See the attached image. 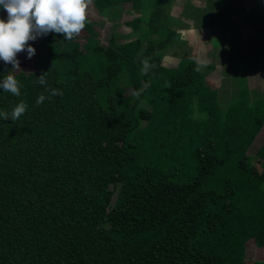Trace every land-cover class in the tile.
<instances>
[{
	"label": "trees",
	"instance_id": "16d2710c",
	"mask_svg": "<svg viewBox=\"0 0 264 264\" xmlns=\"http://www.w3.org/2000/svg\"><path fill=\"white\" fill-rule=\"evenodd\" d=\"M164 1L92 0L131 6L128 40L101 45L87 19L72 40L38 37L21 96L0 89V111L28 105L0 119V264H264L246 257L264 247V139L248 153L264 90L240 76L224 105L214 65L166 66L179 32ZM11 70L0 60V78ZM46 88L63 95L36 106Z\"/></svg>",
	"mask_w": 264,
	"mask_h": 264
},
{
	"label": "rangeland",
	"instance_id": "374dc122",
	"mask_svg": "<svg viewBox=\"0 0 264 264\" xmlns=\"http://www.w3.org/2000/svg\"><path fill=\"white\" fill-rule=\"evenodd\" d=\"M231 2L232 0H225V3L224 0L164 1V6L175 19L171 26L179 32V36L168 49L163 63L172 67L182 58H191L206 62L201 67L203 70L209 65H214L208 78L218 89L224 105H227L238 91L240 76L247 77L253 97H258L264 90V69L261 68L264 67V61L251 59L247 54L248 48L243 42L245 34L240 31L242 24L239 25L242 19L239 14L240 4ZM251 6L253 7L249 8L252 10L256 7ZM228 8H231L229 11L232 13L224 15ZM5 13L7 12L0 10V16ZM248 14L243 16L245 23L255 20L253 13ZM136 15L129 4L122 9H106L100 12L92 2L86 9V19L95 25L99 32L98 42L104 46L108 45L112 34H116L122 41L128 40L133 29L124 19H131ZM31 42L29 41V44ZM17 58L21 69L34 68L33 58L28 59L26 52L19 53ZM263 139L264 128L250 147V155H255ZM246 257L264 261V247L249 244Z\"/></svg>",
	"mask_w": 264,
	"mask_h": 264
},
{
	"label": "clouds",
	"instance_id": "9594fccd",
	"mask_svg": "<svg viewBox=\"0 0 264 264\" xmlns=\"http://www.w3.org/2000/svg\"><path fill=\"white\" fill-rule=\"evenodd\" d=\"M92 0H0V10L7 12V19H0V60L11 64L12 70L0 78V89L16 97L21 96V84L14 74L20 70V61L17 58L21 52L27 53V58L32 59L36 49L29 44L38 37L49 33L62 34L63 39L72 40L78 36L86 26V9ZM142 72L149 70V61L143 60ZM206 62L197 60V71ZM46 73L38 77L40 85H46ZM48 96L39 94L36 106L46 99L63 95L56 88H46ZM139 95V92L136 93ZM28 105L21 100L11 112L0 111V119L18 120L27 111Z\"/></svg>",
	"mask_w": 264,
	"mask_h": 264
},
{
	"label": "crops",
	"instance_id": "0c3cea01",
	"mask_svg": "<svg viewBox=\"0 0 264 264\" xmlns=\"http://www.w3.org/2000/svg\"><path fill=\"white\" fill-rule=\"evenodd\" d=\"M231 3H238L239 6V14L241 16V21L239 25H241L240 30L243 34H245L243 42L245 47L248 48L247 54L250 55V58L254 60L264 61V0H235ZM229 6V4H227ZM251 5H255L256 7L252 10L249 7H253ZM231 8H228V11L224 13H232L230 12ZM253 11V12H252ZM253 13L252 16L255 17V20L250 22H246L243 20L244 14ZM251 15V14H248ZM248 17V16H247ZM245 29H248V31ZM249 35H248V34ZM264 69V67H261Z\"/></svg>",
	"mask_w": 264,
	"mask_h": 264
}]
</instances>
